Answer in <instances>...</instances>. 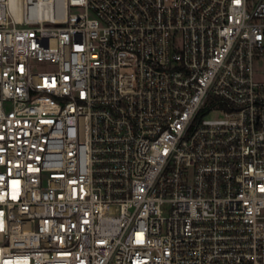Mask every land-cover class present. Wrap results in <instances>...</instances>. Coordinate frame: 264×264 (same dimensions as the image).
<instances>
[{"label":"built area","instance_id":"1","mask_svg":"<svg viewBox=\"0 0 264 264\" xmlns=\"http://www.w3.org/2000/svg\"><path fill=\"white\" fill-rule=\"evenodd\" d=\"M264 0H0V264H264Z\"/></svg>","mask_w":264,"mask_h":264},{"label":"rangeland","instance_id":"2","mask_svg":"<svg viewBox=\"0 0 264 264\" xmlns=\"http://www.w3.org/2000/svg\"><path fill=\"white\" fill-rule=\"evenodd\" d=\"M257 68L261 72L264 70V57L257 63Z\"/></svg>","mask_w":264,"mask_h":264}]
</instances>
